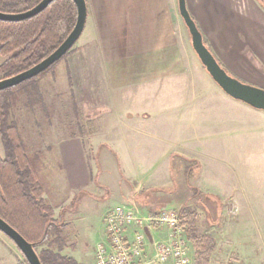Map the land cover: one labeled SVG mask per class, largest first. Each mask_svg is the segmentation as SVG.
I'll return each mask as SVG.
<instances>
[{
  "label": "rangeland",
  "instance_id": "374dc122",
  "mask_svg": "<svg viewBox=\"0 0 264 264\" xmlns=\"http://www.w3.org/2000/svg\"><path fill=\"white\" fill-rule=\"evenodd\" d=\"M177 31L183 60L190 65L188 76L195 77L194 85L197 82L199 88L203 83L199 84L197 79L205 77L212 89L208 85L201 87L207 92L204 95L219 99H202L199 104L204 113L194 120L185 115L188 118H184L183 127L174 118L164 119L156 113L154 118L144 121L142 131L117 128L115 123H126L131 113L114 109L112 102L100 101V96H95L97 100L89 95L84 96L88 98L84 101L74 98L64 66L65 55L36 78L35 89L27 87L13 92L10 118L18 125L30 167L41 184V197H49L45 201L52 207L54 217L60 214L63 222L66 209L80 207L76 211L78 219L68 224L69 233L60 250L80 264H95V247L102 240L97 222L101 210L119 204L121 195L134 191L137 180L142 187H160L141 190L152 196V204L139 207L141 213L164 207L195 211L194 233L208 234L215 240L208 264H264V130L256 134L248 128L241 140L226 139L218 112L241 108L229 106L237 100L207 76L192 49L188 32ZM184 80L183 76L175 82ZM176 89L175 94H183L182 88ZM139 101L136 98L133 104ZM142 104L148 112L159 110L157 104ZM168 105L172 110L176 103ZM254 120L247 118L248 122ZM212 126L219 127L221 134H208ZM2 151L0 142V154ZM201 183L203 188L224 191L226 196L215 200L201 190ZM68 194L72 195L71 207L63 206V197ZM54 239L52 233L49 244L37 246L36 250H56L61 241ZM244 240L259 244L244 245ZM188 250L194 260L189 241ZM0 264H27L1 231Z\"/></svg>",
  "mask_w": 264,
  "mask_h": 264
},
{
  "label": "crops",
  "instance_id": "0c3cea01",
  "mask_svg": "<svg viewBox=\"0 0 264 264\" xmlns=\"http://www.w3.org/2000/svg\"><path fill=\"white\" fill-rule=\"evenodd\" d=\"M85 2L87 15L83 30L74 43V49L64 57L70 91L74 98L84 101L88 99L84 98L87 95L95 100V96H100V101L112 102L114 109L119 108L124 114L130 112L131 117L126 123L119 120L115 125L132 131H142L145 128L144 121L154 118L156 113L164 119L174 118L183 127L184 118H188L185 115L194 120L204 113L199 104L203 102L202 99L219 100L215 95H204L207 92H203L204 88L201 87L208 85L212 89L211 82L205 77L197 79L199 84L203 83L199 88L196 86L197 82L194 85L195 77L188 76L190 65L183 60L177 31L179 29L181 33L184 29L187 33L188 30L186 31L179 14L177 0ZM185 3L204 44L221 67L231 76L264 89V6L261 0H185ZM183 76L184 82L177 84L175 80ZM207 76L213 81L210 75ZM176 87L182 88L183 94H175L178 92ZM187 87L190 90L187 91ZM136 98L141 100L136 104L138 106L133 104ZM143 102L147 105L157 104L159 110L148 112ZM171 102L176 103L172 110L168 105ZM236 102L229 103V106L241 109L218 112L221 119L219 125L225 127L226 139L241 140L248 128L256 134L259 130H264V111ZM116 113L119 114L117 111ZM248 117L255 120L248 122ZM116 118L120 119L119 116ZM218 130L219 127H209L208 134L218 136L221 134ZM0 156H3V151ZM135 183L134 191L129 195H121L119 204L101 210L97 221L102 233L99 243L105 241L104 216L109 209L121 207L140 210L139 207L152 204L151 193H142L141 190L160 188L158 184H149L145 188L138 180ZM198 186L215 200L226 196L224 191L203 188V183ZM108 197L110 198L109 195ZM43 198L47 200L49 197L45 195ZM63 199V206H73L72 195L68 194ZM74 207L73 211L71 208L66 209L62 215L64 222L69 225L78 219L76 211L80 207ZM145 234L144 259L148 261L153 256L154 243L167 242L169 232L166 228L154 226L146 229ZM242 244L259 243L244 240Z\"/></svg>",
  "mask_w": 264,
  "mask_h": 264
},
{
  "label": "trees",
  "instance_id": "16d2710c",
  "mask_svg": "<svg viewBox=\"0 0 264 264\" xmlns=\"http://www.w3.org/2000/svg\"><path fill=\"white\" fill-rule=\"evenodd\" d=\"M39 1L0 0V12L21 13ZM261 3L264 6V0ZM75 20L76 6L72 0H53L27 19L0 20V57L3 58L0 79L22 72L52 53L72 30ZM71 50L72 47L64 55ZM46 70L16 86L0 90V142L3 148V156H0V218L35 250L37 246L49 244L51 234H55L54 242L61 241L56 250L50 247L36 250L42 264H80L74 257L60 252L69 225L62 221L60 214L55 218L52 207L41 197V184L30 167L18 125L10 118L14 90L35 89L36 78ZM178 212L179 224L194 251L193 264H208L215 240L208 234L194 233V210L186 208Z\"/></svg>",
  "mask_w": 264,
  "mask_h": 264
},
{
  "label": "water",
  "instance_id": "95a60500",
  "mask_svg": "<svg viewBox=\"0 0 264 264\" xmlns=\"http://www.w3.org/2000/svg\"><path fill=\"white\" fill-rule=\"evenodd\" d=\"M51 1L53 0H40L31 9L21 13L0 12V20L19 21L30 18L42 11ZM72 1L76 6V20L72 30L62 43L52 53L32 67L16 75L1 78L0 90L16 86L25 80L37 76L58 61L74 45L83 30L87 8L85 0ZM177 6L179 14L190 34L192 48L213 81L231 98L246 103L255 109L264 111V89L244 83L228 74L204 44L202 35L186 8L185 0H177ZM0 231L15 244L28 264H42L34 246L2 218H0Z\"/></svg>",
  "mask_w": 264,
  "mask_h": 264
},
{
  "label": "built area",
  "instance_id": "2783aa9c",
  "mask_svg": "<svg viewBox=\"0 0 264 264\" xmlns=\"http://www.w3.org/2000/svg\"><path fill=\"white\" fill-rule=\"evenodd\" d=\"M154 226L166 228L169 240L154 243L153 256L145 261V231ZM104 233L105 241L95 249V264H193L179 212L174 208L145 213L111 208L104 216Z\"/></svg>",
  "mask_w": 264,
  "mask_h": 264
}]
</instances>
